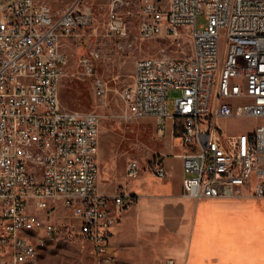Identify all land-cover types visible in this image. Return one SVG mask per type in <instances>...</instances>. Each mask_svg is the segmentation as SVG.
Returning <instances> with one entry per match:
<instances>
[{
  "label": "built area",
  "instance_id": "2783aa9c",
  "mask_svg": "<svg viewBox=\"0 0 264 264\" xmlns=\"http://www.w3.org/2000/svg\"><path fill=\"white\" fill-rule=\"evenodd\" d=\"M85 0L53 11L35 0H0V264H41L38 249L56 227L46 216L57 204L71 209L78 237L94 256L110 263L113 230L137 197L127 187L99 189L100 111L62 107L66 56L62 38H76L92 18ZM204 13L207 25L196 29ZM140 35L186 29L191 55L138 58L120 92L122 116L153 118L162 136L168 119L188 151L181 154V195L190 200L264 198V0H140ZM122 23L112 20L110 29ZM98 53L79 64L93 76ZM107 86L92 81L102 100ZM178 90L174 111L168 93ZM232 117L259 120L252 130L230 133ZM166 175L159 157L147 164ZM142 167L126 165L127 180ZM161 264H179L171 257Z\"/></svg>",
  "mask_w": 264,
  "mask_h": 264
},
{
  "label": "rangeland",
  "instance_id": "374dc122",
  "mask_svg": "<svg viewBox=\"0 0 264 264\" xmlns=\"http://www.w3.org/2000/svg\"><path fill=\"white\" fill-rule=\"evenodd\" d=\"M47 4L53 11L61 12L74 0H35ZM84 5L91 11V22L80 28L81 35L62 38L61 51L66 64L60 85L62 107L70 111H100L102 114L98 136L99 189L114 193L125 187L126 165L136 159L142 167L162 157L167 132L157 134L155 119H129L122 116L124 104L120 92L131 81L134 62L138 58L167 56L173 59H187L191 55L189 36L186 29L176 35L161 30L158 34L144 38L140 35V0H85ZM122 24L110 29L112 20ZM207 25L204 13L195 17L196 29ZM90 51L98 53L94 61L93 76L81 75L79 61ZM100 77L106 83L105 97H94L92 81ZM178 90L168 93L167 109L174 111V99ZM261 122L253 118L232 117L227 120L229 132L249 131ZM176 135V133L174 132ZM228 201H247L229 199ZM263 199H257L260 202ZM231 206L229 203H218ZM182 202L177 204L161 200L153 201L144 215L134 207L120 218L113 234L116 257L110 263L97 259L88 243L78 237V222L71 209L57 204L46 216L55 227V234L44 241L38 249L41 264H161L166 256H175L183 264L177 251L188 249V240L195 227V202L186 210ZM186 231V239L179 233ZM240 259V258H238Z\"/></svg>",
  "mask_w": 264,
  "mask_h": 264
},
{
  "label": "crops",
  "instance_id": "0c3cea01",
  "mask_svg": "<svg viewBox=\"0 0 264 264\" xmlns=\"http://www.w3.org/2000/svg\"><path fill=\"white\" fill-rule=\"evenodd\" d=\"M164 131L167 132L168 139L165 143L166 152L160 158L163 160L166 175L162 178L157 177L147 169V165L141 166L138 176L125 183L128 191L137 197V201L123 214L134 207L142 216L155 200L174 204L182 202L189 211L191 201H194L196 221L188 240V249L181 247L177 251L179 257L183 259V264H264V198L258 202L256 201L258 198L251 197L242 198L247 201H228L223 198L195 201L182 197L180 155L188 149L181 145L174 134V121L168 119ZM221 202L229 203L231 206L218 204ZM187 234L186 231H182L179 236L184 240ZM112 240L113 236L110 251L116 257ZM167 257L181 263L175 256L165 258Z\"/></svg>",
  "mask_w": 264,
  "mask_h": 264
}]
</instances>
